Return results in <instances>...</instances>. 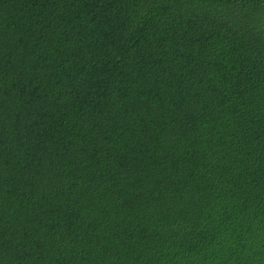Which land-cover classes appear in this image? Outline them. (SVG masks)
<instances>
[{"label": "trees", "instance_id": "1", "mask_svg": "<svg viewBox=\"0 0 264 264\" xmlns=\"http://www.w3.org/2000/svg\"><path fill=\"white\" fill-rule=\"evenodd\" d=\"M0 264H264V0H0Z\"/></svg>", "mask_w": 264, "mask_h": 264}]
</instances>
